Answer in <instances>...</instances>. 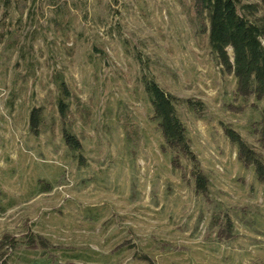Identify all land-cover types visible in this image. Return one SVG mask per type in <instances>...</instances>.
<instances>
[{
    "label": "rangeland",
    "instance_id": "rangeland-1",
    "mask_svg": "<svg viewBox=\"0 0 264 264\" xmlns=\"http://www.w3.org/2000/svg\"><path fill=\"white\" fill-rule=\"evenodd\" d=\"M14 1L5 22L0 6V181L17 201L0 212V238L22 240L8 264H264V186L225 134L229 126L259 149L251 134L258 114L240 107L236 79L196 24L193 0ZM55 66L83 101H100L96 128L82 137V167L60 137L28 131ZM150 74L178 98L207 106L204 118L184 104L178 110L211 177L208 194H196L161 151L140 81ZM121 104L145 133L137 159L114 117ZM40 178L55 189L37 195ZM219 215L236 224L232 239L213 230ZM29 234L47 237L52 250L28 247ZM89 249L95 261L76 257Z\"/></svg>",
    "mask_w": 264,
    "mask_h": 264
},
{
    "label": "trees",
    "instance_id": "trees-1",
    "mask_svg": "<svg viewBox=\"0 0 264 264\" xmlns=\"http://www.w3.org/2000/svg\"><path fill=\"white\" fill-rule=\"evenodd\" d=\"M14 0H0L2 20L7 21ZM183 2V1H182ZM184 3V2H183ZM264 8V0L243 3L242 0H193L191 8L194 20L200 30L207 36L212 52L217 56L226 71L232 73L237 82L236 99L241 108L252 107L257 111L258 120L252 122L251 134L258 138L259 149L235 129L225 126V134L237 148L241 167L252 170L254 181L264 186V16L258 17V10ZM56 28L63 29L62 21L53 19ZM67 28V27H66ZM5 32L0 33L4 40ZM233 49L234 58L228 54ZM51 80L46 87L48 95L45 100L33 106L29 112L28 131L39 138L48 135L60 137L71 156L82 167L87 164L84 158L83 136L86 129L96 128V109L99 99L93 103L85 102L69 85L63 70L54 67ZM145 99L151 107L150 123L161 133V151L170 157L172 169L180 173L181 178L188 177L194 185L196 194L205 195L211 191V177L202 167L199 155L194 152L190 131L184 122L178 107L186 105L197 118L207 114L206 104L196 98H178L164 89L153 75H143ZM52 84V87H50ZM112 114V113H111ZM113 115V114H112ZM114 117L125 133L130 154L137 159L140 141L144 132L130 109L121 104ZM81 128H78V123ZM149 145V138L146 140ZM36 194L52 192L54 183L40 178ZM2 188L0 181V212L5 213L17 203ZM222 214V213H221ZM220 224H213L218 238L222 241L232 239L236 234V224L228 215ZM237 235V234H236ZM21 239L5 234L0 238V264H8L12 254L19 247ZM25 243L28 247L52 250L53 245L43 235L29 234ZM97 252L89 249L76 257L88 262L95 261Z\"/></svg>",
    "mask_w": 264,
    "mask_h": 264
}]
</instances>
